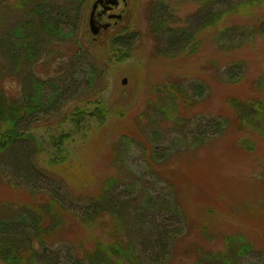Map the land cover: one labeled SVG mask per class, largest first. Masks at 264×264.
<instances>
[{"label": "rangeland", "instance_id": "rangeland-1", "mask_svg": "<svg viewBox=\"0 0 264 264\" xmlns=\"http://www.w3.org/2000/svg\"><path fill=\"white\" fill-rule=\"evenodd\" d=\"M16 1L0 0V27L5 30L25 20L27 10L37 2L56 5L64 0H32L23 11L15 5ZM253 1L249 15L225 16L222 24L231 25L234 32L220 34L204 21V12L211 10L210 2L121 0L113 13H121L122 20L113 24L110 31L103 30L93 36L88 28V16L94 0H83L78 26L69 40L60 45L54 43L53 50L45 51L32 64L38 78L58 84L70 78L77 90L85 88V94L83 99L73 100L74 95L72 100L62 101L64 106L55 112L59 117L52 116L51 123L30 127L26 133L36 140H24V149L32 151L35 164L59 175L78 197L96 194L114 181L110 192L120 198L142 201L165 198L171 204H180L186 212L188 227L172 244L162 264H219L211 257L204 261L201 251H206L202 254L207 257L221 250L222 237L232 233H241L252 249H264V136L249 130L237 132L234 124L233 100L247 101L255 95L261 108L264 107V94L259 90L264 83V37L260 32L264 0ZM214 8L220 9V4ZM160 19H165L172 28L196 33L200 40L197 50L189 52L186 45L180 53L157 56L155 44L158 41L161 45L162 41L154 37V31L155 21ZM107 21L104 16L100 22ZM112 33L122 36V40L134 34L133 48L125 52L124 59L119 58L123 48L109 39ZM236 65H241L240 72ZM228 72L242 76L236 82L229 81ZM166 82H174L190 100L184 106L186 117L180 123L164 122L160 113ZM196 86L201 88L199 96H195ZM4 87L8 93L18 94L22 80L9 78ZM51 88L47 86L46 91L51 92ZM90 88L92 92L88 93ZM72 90L65 93L64 99L72 97ZM95 98L104 101L107 114L103 120L86 116L78 128L63 120L73 107ZM164 105L169 112L175 106L170 102ZM219 118L230 124L222 136L209 138L205 146L196 149L176 147L165 159L156 160L175 140L182 141L184 146L188 142L189 137H184L188 130L202 127L211 134L210 126ZM53 119L57 120L53 122ZM177 124L187 127H181L180 133L173 132L171 127ZM60 135L63 137L59 138ZM60 139L62 143L58 144ZM151 151L154 156H150ZM4 157L0 162L8 161ZM55 160L63 162L54 165ZM14 190L0 186V202L16 198L17 194L18 199H25L26 189L17 190L19 193ZM64 217L69 237L80 229L85 240H93L75 218ZM204 223L211 231L208 236L199 234ZM244 227H250L253 232L243 230ZM240 263L264 264V253L245 256Z\"/></svg>", "mask_w": 264, "mask_h": 264}, {"label": "trees", "instance_id": "trees-1", "mask_svg": "<svg viewBox=\"0 0 264 264\" xmlns=\"http://www.w3.org/2000/svg\"><path fill=\"white\" fill-rule=\"evenodd\" d=\"M71 1H74V4ZM195 1L210 2L211 10L204 12V21L207 25L217 28L215 32L220 34L234 32L231 25L229 27L225 26V23L222 24L225 16L249 15L251 4L254 2ZM16 2L15 5L23 11L32 0ZM82 3L83 0H64L63 4L48 5V2L39 1L27 10L26 18L21 23L13 24L9 30L0 27V160L2 156L8 159L6 163L4 159L0 162V186L16 189L14 190L16 193H19L17 191L19 189H26L23 191L26 194L24 200L18 199L17 194L16 198L0 202V264H162L168 258L172 244L182 236L185 227H188L186 212L180 204L176 202L171 204L165 198H147L143 201L140 198L127 200L125 197L120 198L110 192L114 181L96 194L78 197L71 192L59 175L35 164L32 151L23 147L24 140H36L35 136L26 133L30 127L51 123L50 118L59 117L55 112L62 108L63 103L68 102L69 98L72 100L74 95L73 100L83 99L85 88L82 91L77 90L71 84L70 78L58 84L52 80L38 78L32 69L36 58L42 57L45 51L53 50L54 43L60 45L69 40L72 30L78 26ZM219 4L220 9L214 8ZM260 22L261 36L264 37V20ZM240 25L236 27L239 28ZM110 28L105 31H110ZM155 30L154 37L162 41L161 45L158 41L155 44L159 57L174 55L176 51L180 53L186 45L189 46L188 51L193 52L200 43L196 33L186 28H172L165 19L155 21ZM185 33L188 36L183 35ZM109 39L114 41L112 44L118 42L116 44L123 48L119 54L120 59H124L125 52L133 48V33L128 34L126 40H122V36H118L117 33H112ZM48 44L49 48H46ZM77 48H80L79 45ZM80 63L81 57L77 59L76 65L80 66ZM236 67L240 69L241 65ZM239 69L238 72L241 71ZM234 76V72L227 74L229 81L236 82L242 73ZM13 77L18 81L22 80L23 85L20 93L15 95L8 93L4 87L6 80ZM59 80L62 79L58 78ZM47 86H52L51 92L46 91ZM176 87L174 82H166L164 85V102L175 105L169 112L162 102L160 113L164 122L175 120L180 123V120L186 117L183 114L184 106L190 100L179 86L178 89ZM196 87L195 96H199L201 88ZM71 88L72 97L67 96L68 99H64L65 93ZM260 89L264 94V83ZM90 92L92 88L88 89V93ZM257 99L254 95L247 101L238 98L233 100L237 132L249 130L251 133L264 136V107L261 108ZM84 102L83 106L79 104L73 107L72 112H68L63 120L71 122L78 128L86 116L104 119L107 110L102 98ZM56 120L53 119V122ZM183 126L187 127L184 124H177L171 128L173 132L180 133ZM229 127L226 119L219 118L210 126L211 134H207L202 127L188 130L187 134H184V137H189L184 146L182 141L179 143L175 140L174 145L164 149L163 155L156 160L165 159L164 156L171 155V150L176 147L180 149L203 147L209 138L222 136ZM58 141V144L62 143L61 139ZM151 154L154 156L153 151L150 152V156ZM62 162L63 160H55L54 165ZM44 182H50V185L43 184ZM65 215L75 218L93 240H85V235L80 229L71 232L74 234L69 237L65 230ZM208 227L204 223L199 234L210 235ZM100 229L101 232L96 233ZM243 230L252 231L250 227H244ZM219 237L217 235V239ZM222 243L221 250H214L215 252L207 257L202 254L206 251H201V258L205 261L211 257L219 264H242L240 260L245 256L264 253V249H252V244L245 237L242 239L241 233L224 235Z\"/></svg>", "mask_w": 264, "mask_h": 264}, {"label": "water", "instance_id": "water-1", "mask_svg": "<svg viewBox=\"0 0 264 264\" xmlns=\"http://www.w3.org/2000/svg\"><path fill=\"white\" fill-rule=\"evenodd\" d=\"M119 0H94L91 5V10L88 16V28L92 35H97L100 28H106L109 26V23H98L96 19V10L98 7H101V13L106 12V10L110 9L112 6H116ZM108 18H116L121 19V14H109ZM125 83V80H123Z\"/></svg>", "mask_w": 264, "mask_h": 264}, {"label": "flooded vegetation", "instance_id": "flooded-vegetation-1", "mask_svg": "<svg viewBox=\"0 0 264 264\" xmlns=\"http://www.w3.org/2000/svg\"><path fill=\"white\" fill-rule=\"evenodd\" d=\"M119 1H121V0H119ZM118 5L119 4H117L116 6H112L110 9H108V10H106V12H104V13H101V7H98V9H99V12H97L96 13V19H97V21H98V23L100 24H102V22H100L102 19H103V17L104 16H106L107 18H108V15L109 14H114L113 12H114V8H117L118 7ZM119 20H121V19H116V18H108V21L107 22H105V23H109V26H107L106 28H100V30H99V32H98V34L101 32V31H103V30H105V29H107V28H110L113 24H116L117 23V21H119ZM97 34V35H98ZM96 35V36H97Z\"/></svg>", "mask_w": 264, "mask_h": 264}]
</instances>
